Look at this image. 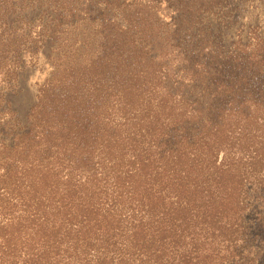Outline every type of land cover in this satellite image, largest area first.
Masks as SVG:
<instances>
[{
    "label": "trees",
    "instance_id": "trees-1",
    "mask_svg": "<svg viewBox=\"0 0 264 264\" xmlns=\"http://www.w3.org/2000/svg\"><path fill=\"white\" fill-rule=\"evenodd\" d=\"M254 7L0 0V264H255L264 32L239 19ZM43 54L21 126L5 95Z\"/></svg>",
    "mask_w": 264,
    "mask_h": 264
},
{
    "label": "rangeland",
    "instance_id": "rangeland-1",
    "mask_svg": "<svg viewBox=\"0 0 264 264\" xmlns=\"http://www.w3.org/2000/svg\"><path fill=\"white\" fill-rule=\"evenodd\" d=\"M242 15H244V18L239 16L242 21H259V24H262L261 31L264 32V0H255L254 10L248 8L244 10ZM231 36V30L226 31V38ZM44 55L39 57L34 66L27 65L21 71L19 86L5 95L9 107L15 112V117L19 120L21 126H27V113L35 99L37 82L41 81L50 71L49 63ZM6 138L7 140L10 139V137ZM260 211L261 209L254 203L245 213V222L249 229L248 233H250L249 243L253 247L257 258L255 264H264V214L260 215Z\"/></svg>",
    "mask_w": 264,
    "mask_h": 264
}]
</instances>
